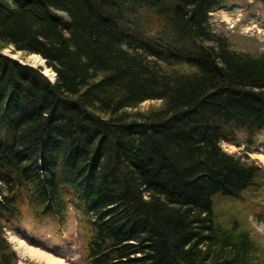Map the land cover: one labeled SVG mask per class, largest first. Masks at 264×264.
Here are the masks:
<instances>
[{
	"label": "trees",
	"instance_id": "obj_1",
	"mask_svg": "<svg viewBox=\"0 0 264 264\" xmlns=\"http://www.w3.org/2000/svg\"><path fill=\"white\" fill-rule=\"evenodd\" d=\"M229 2L0 0V264L22 207L69 206L86 264H264V166L222 146L264 131V52L215 30Z\"/></svg>",
	"mask_w": 264,
	"mask_h": 264
},
{
	"label": "rangeland",
	"instance_id": "obj_2",
	"mask_svg": "<svg viewBox=\"0 0 264 264\" xmlns=\"http://www.w3.org/2000/svg\"><path fill=\"white\" fill-rule=\"evenodd\" d=\"M211 23L218 33L224 34L229 39L233 48L251 53L264 52V6L261 2L230 0L225 6L211 12ZM4 52L30 66L42 67L45 72L46 61L42 65L27 63L23 55L29 53L15 50L12 45L5 48ZM161 102L160 99H148L141 103L140 108L157 107ZM222 146L228 152L249 156L264 166V131L259 134L257 141L250 148L247 147L242 135L235 139L223 140ZM226 205L231 209L228 212L231 216L241 211L243 202H235L232 199L226 202ZM217 210L223 212L220 206ZM21 213L22 217L11 219L10 225L6 228V236L18 255L16 264H46L28 251L23 243L44 253L63 258L64 264H86L84 246L88 234L79 226L75 207L69 206L64 218L49 213L35 217L26 207H22ZM245 218L248 227L253 230V235L264 246V221L257 220L251 214L245 215Z\"/></svg>",
	"mask_w": 264,
	"mask_h": 264
},
{
	"label": "bare ground",
	"instance_id": "obj_3",
	"mask_svg": "<svg viewBox=\"0 0 264 264\" xmlns=\"http://www.w3.org/2000/svg\"><path fill=\"white\" fill-rule=\"evenodd\" d=\"M23 55V54H22ZM24 59L27 63L33 64V65H42L45 64V59L43 56L37 53H31L23 55ZM45 72L49 75V77L54 80L55 79V72L53 69L45 65ZM23 246L30 251L32 254L34 253L40 260H43L46 264H64L63 258L55 257L50 254L44 253L38 249H35L31 246H28L27 244L23 243Z\"/></svg>",
	"mask_w": 264,
	"mask_h": 264
},
{
	"label": "water",
	"instance_id": "obj_4",
	"mask_svg": "<svg viewBox=\"0 0 264 264\" xmlns=\"http://www.w3.org/2000/svg\"><path fill=\"white\" fill-rule=\"evenodd\" d=\"M45 59V61H46V58H44ZM22 63H25V62H22ZM26 64V63H25ZM45 73V72H44ZM46 74V73H45ZM47 76H48V74H46ZM49 77V76H48ZM50 78V77H49ZM50 80L52 81V82H55V80H56V72H55V79L54 80H52L51 78H50Z\"/></svg>",
	"mask_w": 264,
	"mask_h": 264
}]
</instances>
